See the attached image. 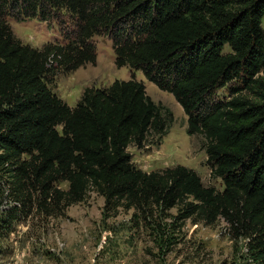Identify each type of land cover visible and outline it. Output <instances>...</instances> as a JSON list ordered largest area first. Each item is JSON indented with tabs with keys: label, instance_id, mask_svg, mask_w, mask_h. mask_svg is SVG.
<instances>
[{
	"label": "trees",
	"instance_id": "16d2710c",
	"mask_svg": "<svg viewBox=\"0 0 264 264\" xmlns=\"http://www.w3.org/2000/svg\"><path fill=\"white\" fill-rule=\"evenodd\" d=\"M9 18L58 23L63 40L25 44ZM103 33L117 67L142 70L180 103L223 190L181 164L135 165L129 147L152 133L162 139L173 122L142 81L86 88L76 106L53 90L57 71L96 63L94 37ZM263 72L264 0H0V238L34 207L53 214L93 189L107 205L223 218L248 239L247 264H264ZM226 86L231 97L217 98ZM3 182L14 200L7 207Z\"/></svg>",
	"mask_w": 264,
	"mask_h": 264
},
{
	"label": "rangeland",
	"instance_id": "374dc122",
	"mask_svg": "<svg viewBox=\"0 0 264 264\" xmlns=\"http://www.w3.org/2000/svg\"><path fill=\"white\" fill-rule=\"evenodd\" d=\"M9 22L15 36L33 47L63 40L58 23L50 28L38 19L9 18ZM94 41L96 63L72 72L57 71L53 90L76 106L86 88L109 87L115 80L142 81L164 113L172 112L173 122L162 139L152 133L143 147H129L135 165L150 172L181 164L197 171L206 186L223 190L222 180L207 162L205 137L187 133L188 117L173 94L148 80L142 70L117 67L109 34L96 35ZM230 95L229 86L216 92L219 99ZM2 185L6 187L3 207H7L14 200L8 185ZM60 187L68 189V183ZM247 242L244 236L235 237L223 218L207 224L198 216L184 218L179 207L107 205L105 197L91 189L83 201L61 205L53 214L34 207L10 234L0 238V264H247Z\"/></svg>",
	"mask_w": 264,
	"mask_h": 264
}]
</instances>
